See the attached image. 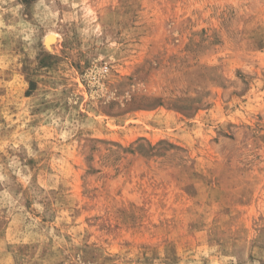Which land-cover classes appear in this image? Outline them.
<instances>
[{"label": "rangeland", "instance_id": "obj_1", "mask_svg": "<svg viewBox=\"0 0 264 264\" xmlns=\"http://www.w3.org/2000/svg\"><path fill=\"white\" fill-rule=\"evenodd\" d=\"M0 264H264V0H0Z\"/></svg>", "mask_w": 264, "mask_h": 264}, {"label": "bare ground", "instance_id": "obj_2", "mask_svg": "<svg viewBox=\"0 0 264 264\" xmlns=\"http://www.w3.org/2000/svg\"><path fill=\"white\" fill-rule=\"evenodd\" d=\"M51 37H52V36H51ZM51 37H50V38H51ZM54 40H55V39H54ZM54 40H53L52 38H51V39L48 38L47 42H51V41H54Z\"/></svg>", "mask_w": 264, "mask_h": 264}]
</instances>
